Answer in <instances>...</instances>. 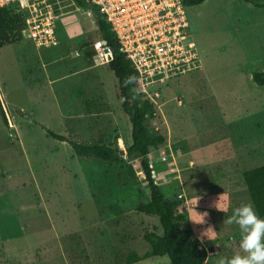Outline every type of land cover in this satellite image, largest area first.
<instances>
[{"label": "rangeland", "instance_id": "rangeland-1", "mask_svg": "<svg viewBox=\"0 0 264 264\" xmlns=\"http://www.w3.org/2000/svg\"><path fill=\"white\" fill-rule=\"evenodd\" d=\"M67 11L57 21L56 49L37 52L11 12L16 23L8 18L13 24L0 34V264L22 263L4 251L1 236V228L21 225L28 236H59L40 264H131L137 257L134 264H171L147 257L144 235L162 229L157 217L137 212L149 188L140 159L126 154L132 126L101 58L94 17L79 7ZM186 12L203 68L162 88L150 128L166 142L149 160L166 200L187 215L186 228L207 250L205 264H227L245 254L241 229L229 223L236 208L251 204L243 173L264 166L257 148L264 144V87L252 80L264 72V8L207 0ZM46 130L117 148L121 162L79 157ZM253 143L252 162L239 167L237 156ZM203 213L204 223H195ZM209 227L214 232L203 235Z\"/></svg>", "mask_w": 264, "mask_h": 264}, {"label": "built area", "instance_id": "built-area-1", "mask_svg": "<svg viewBox=\"0 0 264 264\" xmlns=\"http://www.w3.org/2000/svg\"><path fill=\"white\" fill-rule=\"evenodd\" d=\"M183 1L88 0L110 25L120 52L135 68L139 94L158 108L163 107L162 88L203 68ZM71 7L78 8L74 0H0V9L11 8L20 16L22 35L37 50L59 45L57 21ZM99 48L103 61L112 62L106 44L102 42Z\"/></svg>", "mask_w": 264, "mask_h": 264}, {"label": "trees", "instance_id": "trees-1", "mask_svg": "<svg viewBox=\"0 0 264 264\" xmlns=\"http://www.w3.org/2000/svg\"><path fill=\"white\" fill-rule=\"evenodd\" d=\"M76 5L84 10L91 11L95 24L106 46L113 54V61L108 64L114 73L122 97V110L129 117L132 126V143L127 148L128 158H138L141 161L144 180L149 188V200L138 205L137 212L159 219L162 234L149 232L144 235L145 242L150 246L147 257H168L171 264H205L208 258L207 250L200 248V242L193 239L191 231L186 228L188 217L177 211L174 202L166 200L162 189L154 179V172L149 155L166 142L164 136L155 135L150 128V122L155 118V106L142 94H139V76L128 57L121 53L117 39L98 10L88 0H74ZM207 0H184L186 7H195L204 4ZM258 8H264V0H243ZM9 12L21 22L20 16L10 9H0V34H6L15 20L9 18ZM11 20H7V19ZM7 39L4 37V40ZM1 41V40H0ZM5 42V41H4ZM2 43L0 42V46ZM253 82L264 87V72L254 73ZM49 137L59 142L68 143L73 151L82 158L96 159L102 162H121V152L117 148L104 145H82L46 130ZM135 175V174H134ZM243 180L252 205L262 219L264 218V166L243 173ZM135 258L131 264L138 263Z\"/></svg>", "mask_w": 264, "mask_h": 264}, {"label": "crops", "instance_id": "crops-1", "mask_svg": "<svg viewBox=\"0 0 264 264\" xmlns=\"http://www.w3.org/2000/svg\"><path fill=\"white\" fill-rule=\"evenodd\" d=\"M31 45L37 52H47V51H49V50H37L33 46L32 43H31ZM57 47H55L53 49H56ZM50 50H52V49H50ZM257 144H261V142L259 141ZM249 145H247V146L245 145L244 146V149L246 147L247 148L249 147V148L246 150L245 153H243V155H240L241 158L239 156H237V161L236 162H237V165L239 167L240 166L244 167L246 165H250V163L252 162V156H251L252 152H251L250 149H251V146H254V143L252 145H250V146ZM257 148L264 154V144L258 146ZM242 150L243 149H241V151ZM188 162L189 163H194L190 159H188ZM251 205H252V202H251ZM5 219H7V218H5ZM2 220L3 219H1V221ZM4 222H6V221L4 220ZM0 226L5 227L2 224H0ZM29 232L30 231L24 229L22 227V225H21V228H19L18 230H15L13 228H1V236L4 238V240H3L4 251L11 257H14V255H15V257L20 258L23 264H40L44 260V258L45 259L47 258L44 255H47L46 253H48L52 249V246L58 244L59 236H57L58 235L57 233L52 232V231L48 232L49 235H47L45 237H41V234H34V233H31L32 236H28ZM31 239H37L36 244H34L31 241ZM14 243H18V245L17 246H13ZM61 249H62V247H61ZM61 251H62V253L64 254V257H65L64 250L62 249Z\"/></svg>", "mask_w": 264, "mask_h": 264}, {"label": "clouds", "instance_id": "clouds-1", "mask_svg": "<svg viewBox=\"0 0 264 264\" xmlns=\"http://www.w3.org/2000/svg\"><path fill=\"white\" fill-rule=\"evenodd\" d=\"M235 221L229 220V223H236L242 232L240 247L244 255H234L227 264H264V219H261L251 204L242 205L234 210ZM207 213L199 214L195 223H204V217ZM214 232L209 227L203 235L208 232ZM201 243L203 240L201 239ZM223 264V262H222Z\"/></svg>", "mask_w": 264, "mask_h": 264}, {"label": "water", "instance_id": "water-1", "mask_svg": "<svg viewBox=\"0 0 264 264\" xmlns=\"http://www.w3.org/2000/svg\"><path fill=\"white\" fill-rule=\"evenodd\" d=\"M104 44H106V42H104ZM105 52H108V49H105ZM122 153V152H121Z\"/></svg>", "mask_w": 264, "mask_h": 264}]
</instances>
